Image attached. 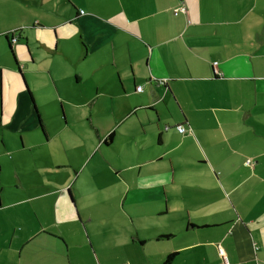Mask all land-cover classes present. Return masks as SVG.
<instances>
[{
    "label": "crops",
    "instance_id": "crops-1",
    "mask_svg": "<svg viewBox=\"0 0 264 264\" xmlns=\"http://www.w3.org/2000/svg\"><path fill=\"white\" fill-rule=\"evenodd\" d=\"M0 86V264H264V0H0Z\"/></svg>",
    "mask_w": 264,
    "mask_h": 264
},
{
    "label": "rangeland",
    "instance_id": "rangeland-1",
    "mask_svg": "<svg viewBox=\"0 0 264 264\" xmlns=\"http://www.w3.org/2000/svg\"><path fill=\"white\" fill-rule=\"evenodd\" d=\"M9 57V55H7ZM10 59V58H9ZM1 89V86H0ZM0 109H1V90H0ZM0 119V188L3 187L6 180L12 185L18 176H33L34 172V149L21 148L23 143L20 134L9 131L4 123L9 120L6 115ZM34 142L32 139L26 137V143L31 144ZM77 153L79 149L76 148ZM73 169V168H71ZM82 168L77 172L80 174ZM89 175V167L81 174V176ZM93 202V200H91ZM107 208L109 205L107 204ZM104 215V214H101ZM94 215L93 218L89 220L91 226H99L100 224L105 226L106 229H112L114 227L121 226L122 230H129L134 228L133 223L127 218V216L118 213H112L111 215L105 214V216ZM91 236H94L95 231L91 230Z\"/></svg>",
    "mask_w": 264,
    "mask_h": 264
},
{
    "label": "built area",
    "instance_id": "built-area-1",
    "mask_svg": "<svg viewBox=\"0 0 264 264\" xmlns=\"http://www.w3.org/2000/svg\"><path fill=\"white\" fill-rule=\"evenodd\" d=\"M179 9L185 10V6H181ZM179 9H177V10H179ZM16 39H17L16 37L13 38V40H16ZM215 63H216V62H215ZM162 83H163V82H162ZM137 90H138V91H141V90H142V85H138V86H137ZM185 129H186V128H185V126H183V125H179V126H178V130L181 131V132H184ZM219 251H220V255H221V257H222V262H221L220 264H229V260H228V257H227V255H226L224 249L220 248Z\"/></svg>",
    "mask_w": 264,
    "mask_h": 264
},
{
    "label": "trees",
    "instance_id": "trees-1",
    "mask_svg": "<svg viewBox=\"0 0 264 264\" xmlns=\"http://www.w3.org/2000/svg\"><path fill=\"white\" fill-rule=\"evenodd\" d=\"M14 38V37H13ZM13 38H12V40H13ZM17 38V37H16ZM18 39V38H17ZM16 39V40H17ZM16 40H13V41H16ZM11 46V45H10ZM179 125H181V124H179ZM178 125V126H179ZM178 126H177V129H178ZM173 256H174V253H170V254H168L167 255V257H166V259H165V261H164V264H169V262L172 260V258H173Z\"/></svg>",
    "mask_w": 264,
    "mask_h": 264
}]
</instances>
